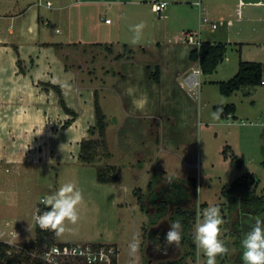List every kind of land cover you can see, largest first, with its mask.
Returning a JSON list of instances; mask_svg holds the SVG:
<instances>
[{
	"label": "crops",
	"instance_id": "0c3cea01",
	"mask_svg": "<svg viewBox=\"0 0 264 264\" xmlns=\"http://www.w3.org/2000/svg\"><path fill=\"white\" fill-rule=\"evenodd\" d=\"M46 1H50L51 5L47 6ZM152 1L116 0L114 4L117 5L118 16L112 27L113 20L105 22L107 18L102 19L99 14L107 4L106 0H0V141L11 139L13 143L10 146L0 144V168L4 173L0 182L6 177L18 180L22 174L27 176L38 170L51 172V168H65L64 165L69 162H80L78 154L69 155L66 160L61 158L64 145L52 149L46 143L53 129L50 127V131V123H47L49 115L57 114L56 123L70 116L62 111L54 89L43 83L58 86L66 104L76 111L74 122L63 129L69 133V143L74 140L79 145L86 127L94 121L93 83L97 81L100 83L99 101L106 121V140L110 143L115 140L107 163L118 168L119 179L116 182L122 180V169L136 172V176L143 173L147 185L159 174L171 177L166 169L169 166L162 163L159 152L162 147L172 148L168 129L174 115L172 109L180 111V104L185 109L186 104L181 101L189 100L190 103L195 96L200 85L199 75H212L217 68L211 74H203L198 63L189 58L192 46L186 43L188 32L198 33L196 38L205 41L199 23L210 9L202 7L198 10L196 30L181 23L175 26L186 19L183 15L177 16L175 9H181L188 3L195 6L193 0H164L168 8L166 6L159 12L152 9ZM146 4H150L153 13H158L157 18L144 17L143 7ZM245 6L255 9H246ZM220 10L229 14L226 20L231 22L234 16L236 22H262L264 27V0H238L233 9ZM220 10L217 9V12ZM141 22L145 27L139 40L133 42L136 35L133 26ZM232 25L233 22L227 27ZM70 47L73 48L71 52ZM100 51H104L105 56ZM114 51L113 58H110ZM108 53L110 57L106 56ZM69 55L78 61L82 57L83 67L67 65ZM88 55L90 58H85ZM18 60L23 71H20ZM156 70L158 80L152 76ZM91 71L99 76L98 80H91ZM65 84L70 87H64ZM152 121L158 122L159 142L156 145L157 141L152 139L149 149L146 140L149 136L151 138L150 130L146 134L141 127L145 126L143 122L150 125ZM111 132L116 134L110 137ZM134 146H137L135 154L131 150ZM154 150L158 153L154 154L153 162H145L143 155L140 160L137 155L142 152L153 154ZM134 158L140 162L138 159L134 161ZM54 174L58 185L61 173L55 171ZM179 179L195 178L186 176ZM22 189L20 185L14 188L15 192ZM134 189L138 191L141 187L134 186ZM134 189L132 194L136 192ZM13 196L0 189V216L10 208L19 210L28 199L26 193L17 199ZM88 203L84 201L80 206L86 209L87 206H84ZM38 204L37 201L34 210ZM23 232L10 229L11 237L0 241L16 242L14 238ZM32 240L22 243L31 244Z\"/></svg>",
	"mask_w": 264,
	"mask_h": 264
},
{
	"label": "rangeland",
	"instance_id": "374dc122",
	"mask_svg": "<svg viewBox=\"0 0 264 264\" xmlns=\"http://www.w3.org/2000/svg\"><path fill=\"white\" fill-rule=\"evenodd\" d=\"M197 1L200 2L199 5L191 6L188 3L182 5L181 9H175L177 16L183 15L186 18L183 22L178 20L179 23L177 22L175 26L184 24L197 30L198 10L202 7L208 8L210 9L209 12H206L208 19L219 20L221 15L223 22L212 30L207 23H203L204 16H202L199 23V30L203 33L202 38L208 41L226 43L227 51L226 57L218 65L216 73L209 76L199 75L200 85L195 91V96L190 103L189 100L181 101L186 104V110L183 104H180L181 110L178 112L175 108L172 109L174 115L170 121L171 125L169 124L168 127L172 148L162 147L159 152L162 163L166 167L169 166V168L165 167L170 172L168 175L177 177L176 179L186 178V176L195 178L194 183L188 181L189 199L187 203L181 206V209L195 210L196 217L191 221L189 229L182 230V241L179 247L171 246L165 252H159V248L156 249L157 243L151 239L149 241V237H153L155 234L152 233V228L157 232L162 229L168 230L171 222L178 221L173 206H170L163 215L156 213L155 208L158 204V199H155L158 196V191L162 190L163 185L168 181L167 179L171 177L166 179L164 175L159 174L158 177L155 176L154 184L148 186L143 178V173L136 176V172L122 169L120 172L122 180L115 184H101L96 180V166L109 165L107 162L110 160L111 148L115 141L110 143L106 140V136V148H97V161L93 165H84L72 161L68 165H64L65 168H51V172L46 171L48 173L38 170L39 172L33 171L27 176L22 174L18 180L12 177L1 180L2 187L0 189L4 193L14 194L13 197L16 199L26 193L28 199L19 210L10 208L0 216V239L8 240L11 237L10 229L24 230L21 235L14 238L17 240L16 242L22 243V241H29L34 238L32 242L34 241L33 244L38 247L50 245L52 242H112L118 248L119 264H159L173 260L177 262L176 264H206V258L202 253L198 254L193 243L194 227L205 208L210 205H218L225 221L222 225L221 238L227 244L229 253L217 257V264H243L241 259L243 250L240 241L243 234L249 230V226L243 223L246 218L239 216L240 213L237 212V209L233 211L227 209V198L221 195V191L224 187H229L233 181L252 174L255 180L256 194H264V83L224 96L219 92L217 82L226 81L233 77L237 71L239 59L260 62L262 64V79H264V27L262 22H236L234 16L231 17L233 25L227 27L226 19L229 14L220 9H233L238 0H193L195 3ZM106 2L107 4L100 9L99 14H101L102 19L105 17L110 21L113 20L111 25L113 27L118 16L117 5L114 4L116 0H106ZM165 2L167 3V1ZM245 8L255 9L253 6H245ZM217 9L220 11L217 12ZM263 12L264 10H262ZM143 15L147 19L158 17V13L151 11L150 4L143 7ZM174 18L179 17L174 16ZM237 32L239 33L237 34ZM71 50H73L72 47H70V52ZM100 53L105 56L104 51H100ZM108 54L106 56L110 57V53ZM114 54L115 51L110 58H113ZM69 56L66 60L67 65L83 67L82 57H79L80 61H78L73 56H70L71 58ZM78 56L80 55L78 54ZM85 58L89 59L90 57L88 55ZM91 74V80L99 79L94 71H91ZM86 79L88 80L87 77ZM93 85V92L96 90L99 96V81ZM227 104L235 106V118L220 115L218 120L213 119L212 113L215 112L213 106ZM56 118L57 114L54 113H51L47 118L49 119L47 123H50L49 129L50 127L53 129L52 131L50 129L51 134L46 139V143L52 149L60 144L64 145V153L61 158L65 160L69 155L77 156L79 145L74 140L69 143L70 140H67L69 133L63 129V123L66 119L56 123L58 121ZM93 123L90 122L86 130ZM143 124L145 126L141 127L142 131H146L147 134V131L150 130L151 138L149 136L146 140L150 149L152 139L155 138L156 145L159 142L158 122L152 121L150 125L143 122ZM146 126H150V128ZM109 134L110 137H113L116 133L111 132ZM84 137L97 138V132L90 135L86 131ZM0 144L10 146L13 143L10 139L0 141ZM135 147L137 146L131 148L134 154ZM227 147H230L233 154L241 159L240 167H236L230 158L223 157L222 151ZM148 148L146 147L147 150ZM155 148L156 146L153 144V149ZM139 149L141 150V148ZM157 150H154L153 154L142 152V154L137 155L139 159L143 155L145 162H153L154 154L158 153ZM107 152L110 155H107ZM136 159L138 158H134V161ZM139 159L140 162L141 159ZM115 167L118 170L117 166ZM55 171L61 173L58 177V185L54 180ZM3 174L0 168V179ZM248 179L250 178L248 177ZM68 182L74 183L82 191L83 202H89L84 206H87L86 209L79 205L80 220L78 223L71 225L65 222L66 230L59 235L55 233L53 241L48 240L47 237L42 239L40 237V241H38L39 234L36 225L33 224V206L37 201L40 204L42 197L53 193L61 185ZM16 185H20L23 189L15 192ZM56 185L57 188H55ZM134 186L141 187V189L137 191ZM132 189L136 190L135 193L133 192L134 194H132ZM134 241L139 244L138 251L135 253L129 247Z\"/></svg>",
	"mask_w": 264,
	"mask_h": 264
},
{
	"label": "trees",
	"instance_id": "16d2710c",
	"mask_svg": "<svg viewBox=\"0 0 264 264\" xmlns=\"http://www.w3.org/2000/svg\"><path fill=\"white\" fill-rule=\"evenodd\" d=\"M227 47L226 44L218 42L213 43L210 41H201L199 48H192L189 54V58L192 61L198 63L200 71L203 74L213 73L217 66L225 59ZM116 56V58H118ZM18 65L20 66V71H23L21 67V61L18 60ZM155 80L159 79L157 70L152 74ZM262 81V64L260 62L254 61H238V68L236 73L229 80L218 81L219 92L224 96H229L232 93L239 91L241 89H250L254 86L261 84ZM43 85L50 86L58 95V102L65 114L70 117L66 119L63 123L64 127L70 125L77 116L76 111L70 108L62 95L61 89L52 84ZM93 108H94V123L87 128V132L93 135L97 132V138H82L79 143L78 160L84 165H93L97 161V148H106V121L105 115L100 105L98 92L95 90L93 92ZM218 108H222L223 112L221 116L225 115L227 117H233L235 112V106L233 104H227L224 106L214 105L213 109L216 111ZM224 158H230L236 167H240L241 159L233 154L230 147L223 149L222 151ZM107 155H110L107 152ZM96 180L99 183H113L119 179V171L114 165H97L96 166ZM248 177L250 179H248ZM167 179V178H166ZM168 181L163 185L162 190L158 191V204L155 207L156 213L163 215L170 206L174 207L177 220L181 222L183 230H187L190 227L191 221L196 217L195 210L187 211L181 209L182 202L187 203L189 199L188 194V181L195 182V179L190 180H180L174 177L168 178ZM254 176L252 174L248 176H243L240 179L233 181L229 187H224L221 191V195L227 198V209L230 211L237 209L239 211V216L247 218L248 215H264V194H256V185H254ZM153 181H150L148 186H152ZM135 193V191H134ZM160 200V201H159ZM140 201V200H139ZM156 203V200H154ZM141 206V205H140ZM41 211L46 210L43 204L37 205ZM37 233L40 237H47L48 240L53 241L55 232L48 230L44 231L37 227ZM53 243V242H52ZM34 244L31 243L30 246ZM7 246L6 243L0 241V249ZM175 260L168 261L166 263L159 264H176Z\"/></svg>",
	"mask_w": 264,
	"mask_h": 264
},
{
	"label": "clouds",
	"instance_id": "9594fccd",
	"mask_svg": "<svg viewBox=\"0 0 264 264\" xmlns=\"http://www.w3.org/2000/svg\"><path fill=\"white\" fill-rule=\"evenodd\" d=\"M144 27L143 22L133 26L136 34L133 42L139 40ZM64 87L70 86L65 84ZM222 112L223 109L218 108L212 113V118L218 120ZM83 200L82 191L74 183H65L53 193L42 198L40 203L45 206L46 210L41 211L37 208L35 221L41 230H51L59 235L66 230L65 222L71 225L78 223L80 220L78 206L83 203ZM224 223L221 208L218 205H210L202 211L194 227L193 243L198 254L202 253L206 258V264H217V257L229 253L227 244L221 238ZM243 223L249 226V230L243 234L240 241L243 250L241 256L243 264H264V215H248ZM182 230L183 226L180 221L171 222L164 233V245L178 248L182 241ZM156 240V246L160 247L159 235ZM129 247L135 253L138 251L139 244L134 241Z\"/></svg>",
	"mask_w": 264,
	"mask_h": 264
},
{
	"label": "built area",
	"instance_id": "2783aa9c",
	"mask_svg": "<svg viewBox=\"0 0 264 264\" xmlns=\"http://www.w3.org/2000/svg\"><path fill=\"white\" fill-rule=\"evenodd\" d=\"M196 4L199 5L200 2L197 1ZM46 5L50 6L51 2L46 1ZM166 5L167 3L163 0L152 1V9L155 12L162 11ZM237 12L240 13V10ZM202 20L212 30L223 22L222 18L210 20L203 17ZM105 22L110 20L107 18ZM231 24V20H226V25ZM197 34L196 32L187 33L186 43L192 48H199L201 44L200 39L196 38ZM261 83L264 81L262 80ZM36 209L33 212V224L39 228L35 221ZM10 233L14 235L13 231ZM6 244L7 246L0 251V264H119L118 248L112 242H54L44 247L12 241Z\"/></svg>",
	"mask_w": 264,
	"mask_h": 264
},
{
	"label": "flooded vegetation",
	"instance_id": "af4514ba",
	"mask_svg": "<svg viewBox=\"0 0 264 264\" xmlns=\"http://www.w3.org/2000/svg\"><path fill=\"white\" fill-rule=\"evenodd\" d=\"M185 204V202H182V205H184ZM153 230H151L152 231V233L154 232L155 234L153 235V237L151 236V231H150V236L151 237H149V241H150V239L153 241V242H156L157 243V240H156V237H157V235H159V237H160V240H159V243H160V247H157L156 249H158L159 248V252H165V250H168V249H170L171 248V246H168V247H166V245H164V243H163V237H164V233L167 231V229L165 230V229H162L161 231H156L154 228H152Z\"/></svg>",
	"mask_w": 264,
	"mask_h": 264
}]
</instances>
